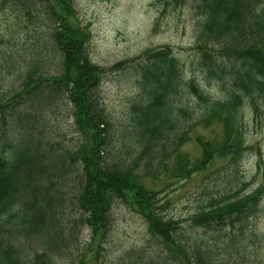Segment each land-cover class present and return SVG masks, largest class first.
I'll list each match as a JSON object with an SVG mask.
<instances>
[{"label": "trees", "instance_id": "16d2710c", "mask_svg": "<svg viewBox=\"0 0 264 264\" xmlns=\"http://www.w3.org/2000/svg\"><path fill=\"white\" fill-rule=\"evenodd\" d=\"M4 1L39 27L28 32L32 46L17 88L0 97V264H52L67 245L76 247L79 225L89 230L90 241L74 264L97 263L117 202L145 221L162 251L132 249L114 264H260L254 221L264 185L209 195L188 218L189 229L208 234L198 238L183 219L162 214L159 192L143 179L166 172L171 155L174 175L187 179L218 158L236 163L248 150L240 115L247 101L256 109L264 99V0H162L175 7L189 1L201 19L200 64L208 80L219 82L221 99L183 77L169 46L109 68L94 64L87 51L91 34L74 23L73 0ZM2 52L9 68L13 53ZM114 71L131 72L138 89L119 150L111 146L113 123L97 97L101 79ZM62 99L83 136L72 149L38 137L39 119L44 123V114L56 111ZM214 122L223 126L221 143L197 136L200 158L179 151L194 126ZM27 240L39 251L32 258L21 250Z\"/></svg>", "mask_w": 264, "mask_h": 264}, {"label": "rangeland", "instance_id": "374dc122", "mask_svg": "<svg viewBox=\"0 0 264 264\" xmlns=\"http://www.w3.org/2000/svg\"><path fill=\"white\" fill-rule=\"evenodd\" d=\"M73 4L74 23L90 31L87 51L94 64L109 68L117 62L132 60L147 50L169 46L183 67V77L196 82L212 99L223 98L219 82L208 80L200 64L201 56L196 45L201 35V19L189 1L176 7L167 6L162 0H73ZM25 17V14L15 11L9 1L0 3V97L8 96L17 88V76L24 71L28 48L32 46L28 32L32 34V30L39 27L31 26ZM2 51L13 53V63L9 68H5ZM137 92L134 75L129 71L107 72L100 81L97 97L113 123L111 146L116 150L125 140L120 135L130 122L129 114L138 100ZM180 98L193 102V105L196 103L192 95L187 98L180 94ZM44 116L45 124L39 119L41 134L38 137L67 149H72L82 140L83 136L77 131L73 120L71 106L65 99H62L56 111H48ZM240 116L244 144L248 150L238 162L232 164L227 159L218 158L205 170L183 179L174 175L175 158L171 155L165 159L166 172H157L155 176L143 179L148 189L159 192L162 214L167 218L183 219V226L198 238H207L208 234L203 230L189 229L188 218L200 205L207 203L209 195L219 198L234 193L242 184H246L243 193L264 185V99L258 101L256 109L247 101ZM197 136L219 144L224 139L223 126L219 122L207 127L202 124L194 126L190 140L179 151L191 158H200L201 148L195 140ZM52 173L58 176L56 170ZM71 214L75 217L80 215L76 211ZM110 218L103 249L100 250L98 262L94 264H114L132 249L145 250L149 255L162 251L158 241L148 232L145 221L130 206L117 202ZM79 226L76 247L67 248V245L58 256L52 257V264H74L78 261L77 254L85 250L90 241L89 230ZM254 227L257 235L254 248L258 261L264 264V196ZM21 250L31 258L35 252H39L33 240L23 241ZM168 264L175 263L171 261Z\"/></svg>", "mask_w": 264, "mask_h": 264}]
</instances>
